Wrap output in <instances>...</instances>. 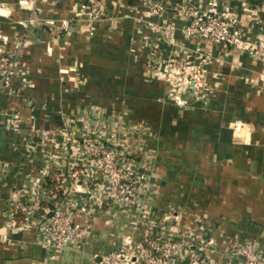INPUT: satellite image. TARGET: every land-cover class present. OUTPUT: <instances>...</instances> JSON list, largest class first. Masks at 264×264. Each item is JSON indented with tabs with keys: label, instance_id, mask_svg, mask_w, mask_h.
<instances>
[{
	"label": "crops",
	"instance_id": "crops-1",
	"mask_svg": "<svg viewBox=\"0 0 264 264\" xmlns=\"http://www.w3.org/2000/svg\"><path fill=\"white\" fill-rule=\"evenodd\" d=\"M82 1L0 0L10 10L0 15V48L20 62L17 80L0 88V264H100L101 254L153 235L138 226L137 214L109 204L93 216L84 245L68 244L60 254L48 248L40 216L54 203L35 195L41 186L61 198L72 187L75 149L61 158L62 169L53 164L43 175L45 161L60 158L57 142L71 123L100 132L119 150L140 143L151 167L150 218L164 223L178 213L184 228L204 227L219 250L238 240L264 256V57L254 47L264 39V0H218L239 20L249 50L188 32L187 5L204 0H106L109 17L94 34ZM150 4L162 5L161 13ZM167 25L172 40L156 30ZM174 51L188 68L203 53L212 56L202 99L168 78ZM9 112L21 117L17 129L4 122ZM26 204H34L27 216L14 213ZM213 258L224 264L221 252Z\"/></svg>",
	"mask_w": 264,
	"mask_h": 264
},
{
	"label": "built area",
	"instance_id": "built-area-1",
	"mask_svg": "<svg viewBox=\"0 0 264 264\" xmlns=\"http://www.w3.org/2000/svg\"><path fill=\"white\" fill-rule=\"evenodd\" d=\"M204 1L187 5L188 32L224 49L240 47L249 50L252 45L242 38L239 20L232 15L231 8L219 9L218 0ZM150 6L154 14H160L163 9L160 4ZM80 8L81 13L93 23L91 34L97 31L98 22L109 17L106 0H83ZM70 28L71 22L63 20L62 30L69 32ZM156 30L163 31L172 40L173 26L156 27ZM254 47L264 57V39L259 40ZM211 59L210 54L203 53L201 60L188 68L181 62L178 51H174L168 59V78L189 90L190 95L202 99L206 91L204 66ZM19 69L16 52H8L1 47L0 88L17 80ZM176 100L179 104L184 102L180 97ZM4 122L17 129L21 117L9 112ZM65 128L62 135L64 140L57 142V147L61 148L60 158L45 161L43 175H51L53 164L62 169L66 162L61 158H67L69 150L75 149L70 151V155L76 154L77 159L69 161L73 167L70 174L72 187L61 198H56L55 193H49L47 188L41 186L37 187L35 195L38 201L54 203L52 207L45 208L40 216L39 229L49 249L60 254L68 244L84 245L94 230L93 216L110 204L113 212L119 206L126 213L137 214L138 226L147 225L153 229V235L130 244L129 249L101 254L100 264H217L213 258L217 252H221L224 264H264V256L254 243L233 240L219 250L204 227L191 232L184 228L178 213L165 216L164 223L150 218L146 213L148 201L145 194L151 183L147 168L151 167H148V159L141 155L140 143L119 150L114 140L104 138L94 129L73 123ZM39 135L43 140L50 138L48 131L43 130ZM140 155L141 162H138ZM33 205H15L14 213L21 210L27 216L34 209ZM26 220L29 218L26 217Z\"/></svg>",
	"mask_w": 264,
	"mask_h": 264
},
{
	"label": "clouds",
	"instance_id": "clouds-1",
	"mask_svg": "<svg viewBox=\"0 0 264 264\" xmlns=\"http://www.w3.org/2000/svg\"><path fill=\"white\" fill-rule=\"evenodd\" d=\"M10 14V10H5L4 8L0 7V15L8 16Z\"/></svg>",
	"mask_w": 264,
	"mask_h": 264
}]
</instances>
